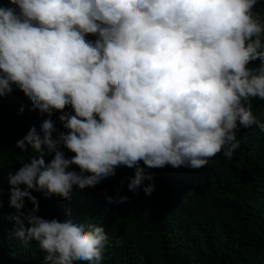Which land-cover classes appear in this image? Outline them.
Returning a JSON list of instances; mask_svg holds the SVG:
<instances>
[{"label": "clouds", "instance_id": "1", "mask_svg": "<svg viewBox=\"0 0 264 264\" xmlns=\"http://www.w3.org/2000/svg\"><path fill=\"white\" fill-rule=\"evenodd\" d=\"M257 2L0 5V102L18 89L30 110L48 117L15 144L22 152L30 146L36 155L8 173L9 207L15 210L6 217L13 222L10 238L38 242L50 264H100L110 244L105 229L44 219L33 191L71 199L74 186L95 185L126 166L134 169L127 190L151 195L154 174L148 169H200L217 153L233 157L238 124L264 132L250 102L264 100V23L252 11ZM255 61L259 65L250 68ZM54 113L62 131L51 119ZM65 149L74 155L66 158ZM105 199L119 204L128 197L117 189Z\"/></svg>", "mask_w": 264, "mask_h": 264}, {"label": "trees", "instance_id": "2", "mask_svg": "<svg viewBox=\"0 0 264 264\" xmlns=\"http://www.w3.org/2000/svg\"><path fill=\"white\" fill-rule=\"evenodd\" d=\"M7 3L0 0V5ZM252 11L264 23V0H258ZM259 63L251 62L249 67ZM250 102L253 115L264 122V100L253 97ZM30 109V101L18 89L0 102V264H50L38 242L25 245L10 238L13 222L6 219L15 211L9 207L8 173L14 174L36 155L30 146L22 152L15 147L16 141L31 126L39 130L48 118ZM58 115L51 119L62 131ZM238 127L239 147L231 159L217 153L200 169L170 165L148 169L154 174L151 195L142 188L135 194L128 191L127 178L134 169L120 166L114 176L95 185L74 186L71 199L44 198L33 191L39 204L37 215L102 226L110 244L100 264H264V132L256 125ZM64 151L66 158L74 155ZM44 159L49 161L51 154ZM69 170L79 171L76 166ZM117 189L128 199L107 203L105 197ZM25 207L30 210L32 205L25 200Z\"/></svg>", "mask_w": 264, "mask_h": 264}]
</instances>
